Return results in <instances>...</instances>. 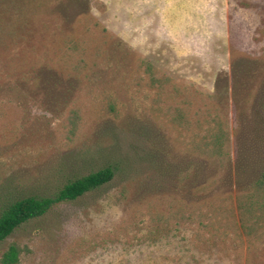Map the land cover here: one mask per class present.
<instances>
[{
	"label": "rangeland",
	"instance_id": "rangeland-1",
	"mask_svg": "<svg viewBox=\"0 0 264 264\" xmlns=\"http://www.w3.org/2000/svg\"><path fill=\"white\" fill-rule=\"evenodd\" d=\"M12 5L0 0V214L102 168L116 174L22 224L0 260L17 242L20 264H264V238L198 239L189 224L153 222L236 194L264 168V0H52L31 38L23 24L10 36ZM70 37L92 42L81 71L62 63ZM153 74L171 79L165 92ZM188 87L195 120L210 106L228 122L225 167L170 118Z\"/></svg>",
	"mask_w": 264,
	"mask_h": 264
},
{
	"label": "trees",
	"instance_id": "trees-1",
	"mask_svg": "<svg viewBox=\"0 0 264 264\" xmlns=\"http://www.w3.org/2000/svg\"><path fill=\"white\" fill-rule=\"evenodd\" d=\"M11 1L14 16L10 36L19 37L18 28L23 24L26 35L22 37H35L40 16L52 0ZM86 12L88 9L82 11L83 14ZM86 19L88 20L87 17ZM89 19L93 25L107 32V29L94 17L89 16ZM79 22L82 21L79 20ZM84 28L88 33L93 30L90 24L85 25ZM62 44V63L66 67L81 71L85 65H88L92 42L86 38L70 37L66 38ZM148 67L150 68V64ZM150 71L153 73L151 69ZM170 80V78H161L153 74L151 81L153 85L161 89V93L165 92ZM176 91H181L180 87ZM186 92L189 94L184 98L182 105L175 106V112L170 118L175 124L191 132V150L207 160L216 162L221 167L227 166L232 158L228 122L218 108L213 109L210 106H206L195 120L189 112L194 104L191 99L192 91L188 87ZM165 112L171 113L169 109ZM115 174L113 167H105L69 181L54 196H28L8 203L0 214V249L3 242L22 224L45 215L59 203L77 200L86 193L106 185L114 179ZM202 189L209 191L207 186ZM213 195L212 199L203 202H181L169 212L154 216L153 222L160 226L166 223L189 224L196 228L195 236L198 239L225 238L232 235L241 243H244V237L253 243L255 239L264 238V168L251 184L240 189L236 194L227 192L216 194L214 197ZM22 253V246L12 242L3 252L0 264H20Z\"/></svg>",
	"mask_w": 264,
	"mask_h": 264
}]
</instances>
